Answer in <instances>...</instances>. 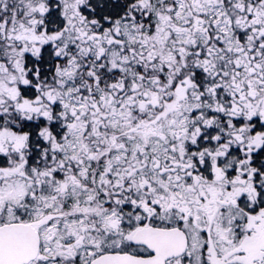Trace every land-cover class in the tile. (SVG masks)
<instances>
[{"label":"snow or ice","instance_id":"snow-or-ice-1","mask_svg":"<svg viewBox=\"0 0 264 264\" xmlns=\"http://www.w3.org/2000/svg\"><path fill=\"white\" fill-rule=\"evenodd\" d=\"M0 264H264V0H0Z\"/></svg>","mask_w":264,"mask_h":264}]
</instances>
